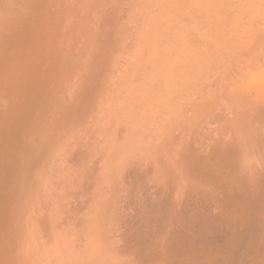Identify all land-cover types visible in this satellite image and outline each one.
Wrapping results in <instances>:
<instances>
[{
    "label": "bare ground",
    "instance_id": "1",
    "mask_svg": "<svg viewBox=\"0 0 264 264\" xmlns=\"http://www.w3.org/2000/svg\"><path fill=\"white\" fill-rule=\"evenodd\" d=\"M202 5L0 0V264H264V93L197 97Z\"/></svg>",
    "mask_w": 264,
    "mask_h": 264
},
{
    "label": "rangeland",
    "instance_id": "2",
    "mask_svg": "<svg viewBox=\"0 0 264 264\" xmlns=\"http://www.w3.org/2000/svg\"><path fill=\"white\" fill-rule=\"evenodd\" d=\"M201 1V2H200ZM212 1V2H211ZM216 1V2H215ZM263 1V2H262ZM204 2L206 3V0H199V5H201V4H203L204 5ZM237 2V3H236ZM250 2V3H249ZM247 3V4H246ZM253 4V5H252ZM256 4V5H255ZM202 5V6H203ZM227 5V6H226ZM205 6V5H204ZM244 8H243V7ZM209 7H211L210 8V10H209V13H210V15H211V11L213 12H215V13H212V15L210 16V19H213L212 21L210 20L209 21V26H212V27H209V29H211L210 31V34H212L211 36V39H210V41H211V43H212V49H211V52L212 53H218L215 57H216V59L214 58V56H212V60H210V64H211V68L213 69H211V72H210V76H213L214 74H218V73H216V72H218V69H220L221 70V67L223 66L222 64H224V66L222 67V70H223V68H225L226 69V67L228 68V67H236V68H234L235 69V73H237V75L236 76H234V82H232V84H233V86H234V84H235V82H237L236 84H238V86L240 87V91L241 90H243L242 92L243 93H248V92H250L251 90H252V92H250V93H255V95H262V89H263V93H264V88H262L263 86H261L260 87V85L258 86L257 85V83H259V82H257V80L258 79H260L259 81H260V84L263 82V79H264V64L262 63V62H264V57H262V56H264V43H262L260 40H262L263 38H264V36H263V34H264V0H209ZM221 7V9L222 10H220L219 8ZM237 8V9H236ZM239 8V9H238ZM253 8V9H252ZM217 9H219V10H217ZM230 9V10H229ZM233 9V10H232ZM242 9V10H241ZM245 9V10H244ZM224 10V11H223ZM225 10H228V11H225ZM217 11V12H216ZM239 11V12H238ZM249 11H251V12H249ZM233 12V13H232ZM235 12V13H234ZM248 12V13H247ZM201 13V12H200ZM217 13V14H216ZM223 13H225V14H223ZM256 15H255V14ZM215 14V15H214ZM241 14V15H240ZM218 15V16H217ZM227 15V16H226ZM235 17H234V16ZM242 15H244V16H242ZM247 15H248V17H247ZM263 15V16H262ZM200 16H202L201 14H200ZM214 18H213V17ZM256 16V17H255ZM229 17V18H228ZM240 17V18H239ZM262 17V19H260ZM223 18V19H222ZM226 18V19H225ZM234 18V19H233ZM242 18V19H241ZM246 18V19H245ZM201 19V18H200ZM198 20L199 22H198V28H199V32H200V34L202 35V33H201V31L204 33L205 32V30H203V28L204 29H206V23L205 22H202L201 20ZM214 19H215V21H216V23H215V21H214ZM220 19V20H219ZM225 19V20H224ZM248 19V20H247ZM255 19V20H254ZM258 21H257V20ZM242 20V21H241ZM255 22H254V21ZM222 23H221V22ZM226 21H228L227 23H226ZM230 21V22H229ZM233 21V22H232ZM234 21H235V23H234ZM248 23H247V22ZM202 24H201V23ZM246 22V23H245ZM205 25H204V24ZM213 23V24H212ZM218 23V25H216ZM229 23V24H228ZM240 23V24H239ZM255 23H257V25H256V27H255ZM260 23H262V24H260ZM249 24V25H248ZM259 24H260V26H259ZM221 25V26H220ZM237 25H238V28H237ZM246 25V26H245ZM253 25V26H252ZM262 25V26H261ZM200 26H202V30L200 29L201 27ZM218 26H219V28H218ZM226 26V27H225ZM232 26V27H231ZM214 27V28H213ZM216 27V28H215ZM222 27V28H221ZM224 27V28H223ZM253 27V28H252ZM235 28V29H234ZM237 28V29H236ZM251 28V29H250ZM262 28V29H261ZM214 29V30H213ZM219 29V30H218ZM220 29H221V31H220ZM228 29V30H227ZM259 29V30H258ZM232 30V31H231ZM243 30V31H242ZM255 30V31H254ZM258 30V31H257ZM229 31V32H228ZM263 31V32H262ZM220 32H222V33H220ZM224 32V33H223ZM255 32H256V34H257V36H256V34H255ZM260 32V34H258V33ZM226 33V34H225ZM240 33H241V35H240ZM250 33V34H249ZM253 33V34H252ZM218 34H224V35H226V36H224V35H222V36H220V35H218ZM250 36H249V35ZM229 35H231V36H229ZM260 35V36H259ZM224 36V37H223ZM235 36V37H234ZM240 36V37H239ZM243 36V37H242ZM263 36V37H262ZM229 37V38H228ZM232 37V38H231ZM238 39H237V38ZM250 37H251V39H250ZM261 37V38H260ZM227 38V39H226ZM235 38V39H234ZM245 38V39H244ZM254 38V39H253ZM256 38V39H255ZM257 38H258V40H259V43H258V40H257ZM219 40V41H217V40ZM226 39V40H225ZM234 39V40H233ZM215 40L217 41V43L215 42ZM240 40H242V42L240 41ZM249 40V41H248ZM264 40V39H263ZM223 41H224V43H223ZM231 41V42H230ZM236 41H238V43L236 42ZM254 41H255V43H254ZM247 42V43H246ZM250 42V43H249ZM264 42V41H263ZM218 43H220L219 44V46L217 45ZM223 43V44H222ZM227 43H229V44H227ZM236 43V44H235ZM240 43H241V45H240ZM257 43V44H256ZM233 44V45H232ZM239 44V45H238ZM248 44H249V46H248ZM250 44H251V46L252 45H255V46H252V48H251V46H250ZM262 44V45H261ZM224 45V46H223ZM228 45V46H227ZM244 45V46H243ZM217 46V47H216ZM220 46H221V48H220ZM234 46V47H233ZM258 46H260L259 48H258ZM225 47V48H224ZM233 47V48H232ZM255 47V48H254ZM217 48H218V50H220L221 49V51H218L217 50ZM220 48V49H219ZM223 48H224V50H223ZM235 48H236V50H235ZM238 48H240V49H238ZM245 48V49H244ZM251 48V49H250ZM214 49H216L217 50V52L214 50ZM228 49H231L230 51L228 50ZM239 51H238V50ZM241 49H243V52H242V50ZM249 49V50H248ZM248 50V52H250V53H248V52H246ZM259 50V51H258ZM214 51V52H213ZM253 51H255V52H253ZM224 52V53H223ZM225 52H227L229 55H227V53H225ZM241 55L242 53L243 54H249V55H243L242 54V56H243V58H242V56H240V55H238V53ZM258 53V54H255V53ZM260 52V53H259ZM220 53H221V55H224V56H222L221 57V55H220ZM223 53V54H222ZM236 53V54H235ZM257 55V56H255V55ZM227 55V56H226ZM236 55V56H235ZM237 55L239 56V57H241V58H239V57H237ZM252 55V56H251ZM258 55H259V57H258ZM234 56V57H233ZM220 57V58H219ZM225 57V58H224ZM236 57V58H235ZM246 57H248V58H246ZM257 59H256V58ZM224 58V59H223ZM227 58V59H226ZM234 58V59H233ZM238 58L240 59V60H238ZM250 58V59H249ZM255 58V59H254ZM214 59V60H213ZM218 59V60H217ZM220 59V60H219ZM242 59H244V60H242ZM252 59H254V60H252ZM229 60H230V62H229ZM240 62V64H239V62ZM250 60V61H249ZM258 60V61H257ZM215 63V64H212L213 62ZM221 61H222V64H220L221 63ZM224 61V62H223ZM233 61V62H232ZM234 61H237V62H234ZM242 61H244V62H242ZM247 61V63H245ZM226 62H228V64L226 63ZM249 62V63H248ZM253 62V63H252ZM216 63H218V64H216ZM244 63V65H247V66H244V65H242ZM254 63L256 64L257 63V65L255 66L254 65ZM225 64H226V66H225ZM232 64V65H231ZM233 64H235V65H233ZM239 64V65H238ZM253 64V65H252ZM263 64V65H262ZM216 65V66H215ZM217 65H219V66H217ZM241 65V66H240ZM214 66V67H213ZM221 66V67H220ZM253 66V67H252ZM243 67V68H242ZM248 67V68H247ZM254 67H256V68H254ZM216 68H218V69H216ZM237 68H242L243 70H247V71H249V68L251 69V68H253V70L254 71H251V73L250 72H248L247 73V71H245L246 72V74L244 73V75H250L249 77H248V75L247 76H245V78H243V77H239V73L238 72H243L242 70H238ZM217 70V71H216ZM215 73H214V72ZM255 72V73H254ZM213 74V75H212ZM255 75V76H254ZM262 77H260V76ZM252 76V77H251ZM215 75L213 76V77H210V85H203V84H201L200 86H199V84H198V86H197V90L198 91H196V95H197V97L199 98V96H201L200 98H204V96H208V94L210 95V93H212V91L211 90H213V89H215V87H213V89H212V82L211 81H213L214 82V80H215ZM255 78V79H253L252 80V78ZM258 78V79H257ZM214 79V80H213ZM251 81V82H250ZM253 81H254V83H256V85L253 83ZM262 81V82H261ZM219 82H220V84L218 85V87H216L217 88V92H218V90H219V92H220V90L222 89V88H219V86L221 85V84H223V83H221V81L219 80ZM264 83V82H263ZM262 83V84H263ZM232 84H230V86L229 87H231L232 88V90H233V87H232ZM250 84V85H249ZM251 84H253L254 86H258L257 87V89L258 90H256V87L255 88H252L253 86L251 85ZM261 84V85H262ZM203 85V86H202ZM249 85V86H248ZM264 85V84H263ZM203 88H202V87ZM251 86V87H250ZM200 87V88H199ZM206 89H205V88ZM221 87V86H220ZM234 87H237L236 85L234 86ZM249 87V88H248ZM208 88H209V90L211 91H209L208 90ZM242 88V89H241ZM203 89V90H202ZM226 89V93H227V90L228 91H230L231 89L230 88H228V87H226L225 88ZM239 89V88H238ZM253 89H254V92H253ZM261 89V90H260ZM204 91V92H202V94L199 92V91ZM206 90H208V91H206ZM223 90V89H222ZM256 91H260V94H259V92H257L256 93ZM198 92H199V94H198ZM208 92V93H207ZM233 92H234V90H233ZM216 93V92H215ZM254 95V94H253ZM223 97V96H222ZM222 97H220L219 99L221 100V102L223 101V102H226L225 100L226 99H224V97L222 98ZM219 100V101H220ZM212 107V106H211ZM195 129H196V127H195ZM249 146V145H248ZM247 146V148L250 150V149H252V152H254L253 151V147H251V146H249L248 147ZM251 147V148H250ZM126 184V183H125ZM123 194H124V191H120V193L118 194V196H119V198H121L122 196H123ZM114 225H115V222H114Z\"/></svg>",
    "mask_w": 264,
    "mask_h": 264
}]
</instances>
